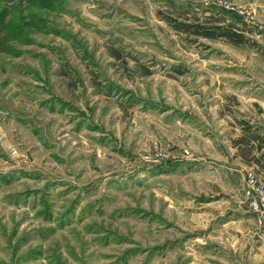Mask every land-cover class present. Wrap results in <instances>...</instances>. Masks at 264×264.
<instances>
[{
	"label": "rangeland",
	"instance_id": "374dc122",
	"mask_svg": "<svg viewBox=\"0 0 264 264\" xmlns=\"http://www.w3.org/2000/svg\"><path fill=\"white\" fill-rule=\"evenodd\" d=\"M257 2L0 0V264H236L210 171L262 137Z\"/></svg>",
	"mask_w": 264,
	"mask_h": 264
},
{
	"label": "crops",
	"instance_id": "0c3cea01",
	"mask_svg": "<svg viewBox=\"0 0 264 264\" xmlns=\"http://www.w3.org/2000/svg\"><path fill=\"white\" fill-rule=\"evenodd\" d=\"M256 1L260 7L264 4V0ZM260 100L264 102V99ZM261 129L262 132L256 134L262 136L260 140L244 135L248 136L247 142L251 140L248 149L232 146L231 154L234 153L235 159L225 151L220 158L227 160L228 157L229 160L216 164L217 169L210 171L216 197L223 200V214L228 220L219 230L218 244L230 248V259L236 264H264V222L258 223L249 216L243 200V176L247 171L253 172L264 184V128ZM240 134L238 137H243L244 133Z\"/></svg>",
	"mask_w": 264,
	"mask_h": 264
},
{
	"label": "built area",
	"instance_id": "2783aa9c",
	"mask_svg": "<svg viewBox=\"0 0 264 264\" xmlns=\"http://www.w3.org/2000/svg\"><path fill=\"white\" fill-rule=\"evenodd\" d=\"M244 193L248 200V210L254 214L258 222L264 221V186L252 175H247Z\"/></svg>",
	"mask_w": 264,
	"mask_h": 264
}]
</instances>
